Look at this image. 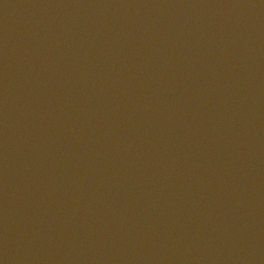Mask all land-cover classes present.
<instances>
[{"label":"water","instance_id":"95a60500","mask_svg":"<svg viewBox=\"0 0 264 264\" xmlns=\"http://www.w3.org/2000/svg\"><path fill=\"white\" fill-rule=\"evenodd\" d=\"M0 264H264V0H0Z\"/></svg>","mask_w":264,"mask_h":264}]
</instances>
